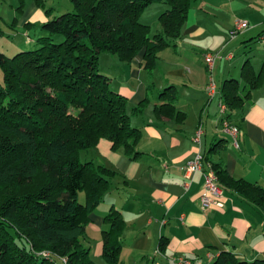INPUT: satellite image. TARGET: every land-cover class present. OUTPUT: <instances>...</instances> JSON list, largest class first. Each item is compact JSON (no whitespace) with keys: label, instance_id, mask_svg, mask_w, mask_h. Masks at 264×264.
Masks as SVG:
<instances>
[{"label":"trees","instance_id":"1","mask_svg":"<svg viewBox=\"0 0 264 264\" xmlns=\"http://www.w3.org/2000/svg\"><path fill=\"white\" fill-rule=\"evenodd\" d=\"M192 1L70 0L71 12L41 25L47 35L34 49L11 57L0 52V264H63L60 258L67 264H96L84 246L86 226L117 173L92 160L81 162L80 154L105 140L112 151L133 159L142 137L131 124L127 99L98 70L99 57L130 63L141 54L143 69L153 72L159 53L177 46ZM153 3L165 9L158 17L160 31L150 36V27L139 18ZM241 77L240 88L231 80L221 92L229 111L242 109L264 83V64L255 74L246 63ZM158 96L157 116L182 114L175 111L174 87ZM146 102L131 113L142 112ZM211 167L219 185L264 211V189L230 177L219 165ZM104 223L102 258L118 264L124 220L112 210ZM43 252L52 256L45 258ZM211 264L264 260H239L226 251Z\"/></svg>","mask_w":264,"mask_h":264},{"label":"crops","instance_id":"2","mask_svg":"<svg viewBox=\"0 0 264 264\" xmlns=\"http://www.w3.org/2000/svg\"><path fill=\"white\" fill-rule=\"evenodd\" d=\"M25 8V0H18L11 26L23 29L24 45H36L47 35L41 25L50 19L39 9ZM155 21L158 24V18ZM238 21L246 27L231 37ZM36 28H40L39 37ZM32 31L35 41L29 36ZM254 51L257 55L252 58ZM206 53L216 55L212 70L207 69ZM115 57L119 62L112 57L110 86L127 99L131 124L142 137L133 159L112 151L105 140L91 150L87 160L117 175L111 190L89 215L84 246L102 257L103 232L108 229L104 217L116 210L125 223L118 264H171L176 256L191 264H211L226 251L239 260H264V211L220 185L223 208L212 206L204 212L199 204L202 172L195 173L184 187L182 171L199 152L204 156L203 169L207 164L219 165L230 177L264 189V83L251 92L242 109H220L221 92L229 81L236 79L240 88L244 65L258 74L264 64V0H193L177 46L159 53L151 73L143 69L141 54L130 63ZM165 58L173 69L157 77ZM211 81L214 90L208 93ZM168 87H174L177 94L175 111L184 116L168 118L154 112L162 104L159 92ZM143 101H147L143 111L132 114ZM226 125L236 128L235 137ZM198 128L202 130L199 145L193 141ZM91 233L96 241L93 250Z\"/></svg>","mask_w":264,"mask_h":264},{"label":"rangeland","instance_id":"3","mask_svg":"<svg viewBox=\"0 0 264 264\" xmlns=\"http://www.w3.org/2000/svg\"><path fill=\"white\" fill-rule=\"evenodd\" d=\"M36 1H38L37 4H40V5L42 4V6L36 7L33 0H25V7L27 8V10L34 11L36 9H39L40 11L43 12V14L47 15L49 19L59 16L63 13L72 11V4L70 0H36ZM32 3L34 5H31ZM17 6H18V0H0V16H1L0 17V52L5 54L8 57H11L21 51L32 50L36 47L34 42L33 44L24 45V41L26 37L24 36L23 29H16V28H13V26H11L13 24L14 17L16 16L14 14L18 12L16 10ZM163 6L164 4L162 3H153L149 5L148 7H146L145 11L142 12L139 18V21L141 23L146 24L150 27V36H153L156 33L157 28L159 27V25L157 24L155 20H157L158 16L164 10L163 8L160 11V8ZM45 10H50V11L48 13H45ZM17 17L19 18V16ZM37 23L39 24V22ZM18 27L20 26L18 25ZM36 30L38 31L37 36L39 37L41 35L40 28H36ZM29 36H31L30 38H32L35 41L36 36H35L34 31H32L29 34ZM58 38H61V39H58ZM54 40L56 42H60L62 40V37L59 35H56ZM213 55L215 54L213 53ZM255 55L257 54L254 51L250 54V57L253 58ZM112 57L113 59H115V61L119 62L115 56L102 54L100 56L99 63H98V70L104 73L105 75H107L108 77L111 76L110 78H112V73H113V71L111 70ZM168 61L169 59L165 58V62L160 67V71L156 72L157 77L159 74L160 75L161 73L166 74V72L171 71L173 69L172 66L168 65L169 64ZM235 63L236 61L232 62V64H235ZM240 67L241 65L239 66V68ZM1 80H2V73L0 71V82ZM148 111H150L149 108L144 111V114H146ZM88 153L89 154H87L86 152H82L80 154L81 162H84L87 159H90V155H92L91 151ZM91 234H92L93 240L89 242H90V246L92 245V250H93L96 244V241H95L94 233H91ZM90 257L92 258V260H94L96 264H107L102 257L97 258L91 253H90Z\"/></svg>","mask_w":264,"mask_h":264},{"label":"built area","instance_id":"4","mask_svg":"<svg viewBox=\"0 0 264 264\" xmlns=\"http://www.w3.org/2000/svg\"><path fill=\"white\" fill-rule=\"evenodd\" d=\"M246 27V23L243 21H238L234 27V29L231 31V37H234L239 30ZM216 58V55H213L212 53H206L204 55V60L206 62V66L208 70H212L214 59ZM214 90V84L212 81L207 87L208 93H212ZM220 109L222 112L225 111L226 107L224 104L220 105ZM227 127V125H226ZM227 131L235 137L237 130L235 127H227ZM202 135V130L198 128L196 130V133L194 135L193 141L196 144H200V138ZM203 161L204 156L201 153H197L194 158L189 161L182 169L183 171V177L185 178L186 182L184 183V187H187L189 185V181L191 180L192 176L197 172H202L203 174V185L201 193L199 194V204L200 209L202 211L208 210L210 207H217V208H223V189L220 187L217 175L215 171L212 169L211 165L207 164L205 166V169H203ZM41 255L45 258H50L52 254L50 252H43ZM60 261L63 264H67V261L65 258H60ZM171 264H191L189 260H187L184 257L176 256L172 259Z\"/></svg>","mask_w":264,"mask_h":264}]
</instances>
